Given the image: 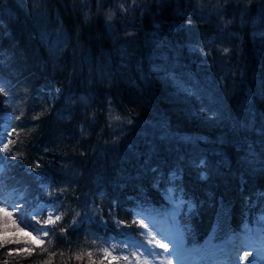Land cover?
<instances>
[{
    "label": "trees",
    "instance_id": "16d2710c",
    "mask_svg": "<svg viewBox=\"0 0 264 264\" xmlns=\"http://www.w3.org/2000/svg\"><path fill=\"white\" fill-rule=\"evenodd\" d=\"M0 53V264H108L173 206L194 253L264 230V0H0Z\"/></svg>",
    "mask_w": 264,
    "mask_h": 264
},
{
    "label": "rangeland",
    "instance_id": "374dc122",
    "mask_svg": "<svg viewBox=\"0 0 264 264\" xmlns=\"http://www.w3.org/2000/svg\"><path fill=\"white\" fill-rule=\"evenodd\" d=\"M2 130L8 132V127L4 126ZM44 189L46 199L36 204V208L30 212V216H35L39 219L43 218L44 221H46L49 215L54 219L55 216L59 214V203L52 197V192L49 190L48 186H44ZM4 195V198L10 202V209H14L12 205H15L16 208L20 207L17 201L22 198L21 194L15 196L13 191H11ZM167 199L170 201L169 197H167ZM164 211V218L161 220L156 217L152 218V220L148 218L143 219L149 226L148 232L146 233L150 240L148 242L149 245H141L133 239L121 243H116L113 240L103 243L102 252L104 257L105 249L111 253V255L106 258L107 263L169 264L170 262V264H264V231L260 234V230L248 227L246 233L242 237L244 243H242L243 240L241 239L235 243L234 240L230 239L225 249L217 251V253H214V251H211V253L208 251L207 253L201 251L194 253L181 241L179 225L176 220L179 208L173 206ZM42 226H44V223ZM48 226L51 227L52 225ZM41 235H44V233L35 231L32 233V238L36 241H40ZM38 236L39 240L37 239ZM157 242H159V244H167V251L157 246ZM149 250L151 254H149ZM249 253L251 254L248 257ZM125 256H127V260L123 259ZM112 257H117L118 259L113 260Z\"/></svg>",
    "mask_w": 264,
    "mask_h": 264
},
{
    "label": "snow or ice",
    "instance_id": "6c2138e0",
    "mask_svg": "<svg viewBox=\"0 0 264 264\" xmlns=\"http://www.w3.org/2000/svg\"><path fill=\"white\" fill-rule=\"evenodd\" d=\"M4 56H6L5 53H0V63H4V59H3ZM0 86H2V85H0ZM55 91L57 93H59L60 90L56 89ZM6 135H8V133L6 131L0 132V146H2V150L4 152L10 151L9 143H11V141L9 143L4 142ZM6 159H7V157H0V162H3ZM37 179H39V176L37 177ZM0 203H4V201H0ZM12 207H15V205H12ZM8 215L10 218L11 213H9ZM20 220L22 223L24 222V214L23 213L20 216ZM60 220H61V216L59 214H57L54 219L51 215H49L48 219L46 221H44V227H42L41 229H34V230L37 232H43L44 235L47 236L48 235L47 225H54L56 222H58ZM0 222L7 223V220H3ZM12 222L15 223V221H12ZM74 223H75V221H74ZM25 226H28V225H25ZM16 230H20V229H16ZM2 231H3V229H0V233H2ZM37 239L39 240V236L37 237ZM13 243L19 244V243H21V241L18 239H0V247H3L7 244H13ZM23 243L27 244L28 242L23 241ZM40 243H43V241H40ZM157 246H159V247L163 248L165 251H167V248H168L167 244H159V242H157ZM32 251H33V249L30 247H24V248H19V249H15V250L10 249L7 252V255L9 257H12L13 255L30 254ZM104 253H105V258H107L108 256L111 255V253L108 252L107 249L104 250ZM149 254H151L150 250H149ZM89 256H91V253H89ZM77 259H79V257H77ZM112 259L116 260L118 258L112 257ZM123 259L127 260L128 258H127V256H125V257H123ZM5 264H7V261L5 262ZM169 264H170V262H169Z\"/></svg>",
    "mask_w": 264,
    "mask_h": 264
}]
</instances>
